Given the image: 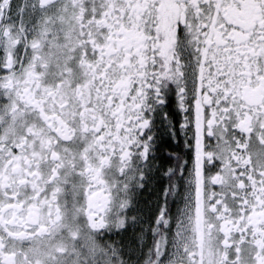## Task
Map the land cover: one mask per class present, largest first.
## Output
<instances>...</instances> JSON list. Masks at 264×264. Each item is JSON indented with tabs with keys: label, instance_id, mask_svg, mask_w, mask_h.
Listing matches in <instances>:
<instances>
[{
	"label": "snow or ice",
	"instance_id": "6c2138e0",
	"mask_svg": "<svg viewBox=\"0 0 264 264\" xmlns=\"http://www.w3.org/2000/svg\"><path fill=\"white\" fill-rule=\"evenodd\" d=\"M0 264H264V0H0Z\"/></svg>",
	"mask_w": 264,
	"mask_h": 264
}]
</instances>
